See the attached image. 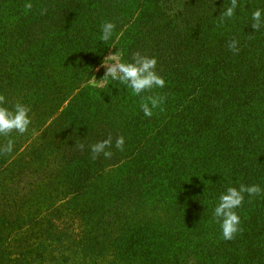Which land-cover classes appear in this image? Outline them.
Masks as SVG:
<instances>
[{"label":"trees","instance_id":"obj_1","mask_svg":"<svg viewBox=\"0 0 264 264\" xmlns=\"http://www.w3.org/2000/svg\"><path fill=\"white\" fill-rule=\"evenodd\" d=\"M230 3L0 0V96L31 118L0 136L14 142L0 152V264H264V193L245 194L232 240L212 215L226 187L264 188V26L251 19L264 0L221 20ZM104 21L117 43L99 40ZM114 47L155 57L165 86H90ZM146 96L164 98L152 117ZM108 137L112 155L93 159Z\"/></svg>","mask_w":264,"mask_h":264},{"label":"clouds","instance_id":"obj_2","mask_svg":"<svg viewBox=\"0 0 264 264\" xmlns=\"http://www.w3.org/2000/svg\"><path fill=\"white\" fill-rule=\"evenodd\" d=\"M25 7L30 9L31 3H26ZM237 9V0H231L229 6L224 8L219 17L221 20H230ZM253 21L252 27L258 30L264 26V9H256L251 13ZM123 33H117L116 25L112 21H104L100 25L99 40L104 44L111 42L115 44L119 41ZM236 41L233 40L228 44L229 50L238 51ZM115 48V47H114ZM157 60L155 57L142 55L140 52H135L132 60L124 61L122 54L118 53V49L114 54L106 56L102 61V66L105 68V73L100 80H97L100 87H111L113 84L123 85L131 91L132 95L142 96L153 88H163L165 79L156 71ZM164 102V98L160 96L142 97L140 109L145 117H152L153 110L160 107ZM30 107L17 102L12 107H8L4 103V97L0 96V136L8 137L13 131L24 134L28 131L31 124ZM125 138L118 136L115 140V148L123 151ZM14 142L9 139L7 143L0 146V152L11 153L13 151ZM79 147L83 150L84 145ZM95 159L99 155L108 158L112 155L110 151L112 147V138L108 137L88 146ZM264 193V188L258 184L243 185L238 188L228 186L224 191L220 192L217 197V202L212 210L213 218L219 223L221 234L224 240H232L241 228L240 216L237 214L245 199V194L251 199L254 196H259Z\"/></svg>","mask_w":264,"mask_h":264},{"label":"rangeland","instance_id":"obj_3","mask_svg":"<svg viewBox=\"0 0 264 264\" xmlns=\"http://www.w3.org/2000/svg\"><path fill=\"white\" fill-rule=\"evenodd\" d=\"M116 51H117V48H112L110 51L107 52L105 57L108 55L114 54ZM118 53H120L119 50H118ZM104 73H105V68L102 66V63H101V65L96 70L95 77L90 81L89 85L97 89L103 88V87L98 86L97 80H100L103 77ZM193 261H195V259H193Z\"/></svg>","mask_w":264,"mask_h":264}]
</instances>
